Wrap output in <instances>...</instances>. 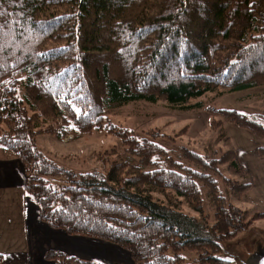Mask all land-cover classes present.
Instances as JSON below:
<instances>
[{"label": "trees", "instance_id": "trees-1", "mask_svg": "<svg viewBox=\"0 0 264 264\" xmlns=\"http://www.w3.org/2000/svg\"><path fill=\"white\" fill-rule=\"evenodd\" d=\"M252 0H0V150L19 160L23 190L39 220L66 235L113 244L133 264H231L221 243L251 217L234 199L247 191L226 140L217 158L183 151L189 166L109 123L111 108L164 102L170 111L203 109L191 101L264 86V22ZM264 140V117L206 109ZM104 131L119 141L103 170L74 171L35 147ZM264 158V148L254 151ZM109 154H104L107 157ZM135 159L136 164L130 160ZM232 178L218 171L219 166ZM200 189L212 209L203 214ZM53 264H99L58 251ZM1 258V255H0Z\"/></svg>", "mask_w": 264, "mask_h": 264}, {"label": "rangeland", "instance_id": "rangeland-1", "mask_svg": "<svg viewBox=\"0 0 264 264\" xmlns=\"http://www.w3.org/2000/svg\"><path fill=\"white\" fill-rule=\"evenodd\" d=\"M255 4L254 16L258 23L264 22V0H252ZM200 103L203 109L190 113L170 111L167 104L138 103L122 108H111L104 118L111 124L131 134L134 139L149 141L160 147L172 160L189 166L183 157V151L198 154L205 159L217 158L227 147L226 140L239 164L242 176L237 180L248 182L247 191L239 199H234L217 181L218 193L227 203L244 210L251 217L264 213V158L254 154L255 149L264 148V140H255L251 135L238 127L222 122L220 128H212V123L221 121L218 117L206 112V109L234 111L245 117L261 115L264 117V86L237 93H223L214 98L206 95L190 102ZM35 147L40 154L65 169L76 171H100L104 166L102 159L110 161L120 156L127 159L116 137L106 135L104 131L92 132L88 136H68L60 141L49 137H37ZM104 154H109L104 157ZM136 164L135 159L130 160ZM219 173L232 178L218 167ZM203 214L208 221L212 219V209L206 192L200 189ZM10 203V202H9ZM12 238V237H11ZM264 244V218L255 220L247 229L230 241L221 243V257L231 264H238L248 253ZM131 264H133L131 262Z\"/></svg>", "mask_w": 264, "mask_h": 264}, {"label": "crops", "instance_id": "crops-1", "mask_svg": "<svg viewBox=\"0 0 264 264\" xmlns=\"http://www.w3.org/2000/svg\"><path fill=\"white\" fill-rule=\"evenodd\" d=\"M24 181L19 160L0 150V264H53L43 257L48 250L99 264H131L113 244L48 228L24 192Z\"/></svg>", "mask_w": 264, "mask_h": 264}, {"label": "water", "instance_id": "water-1", "mask_svg": "<svg viewBox=\"0 0 264 264\" xmlns=\"http://www.w3.org/2000/svg\"><path fill=\"white\" fill-rule=\"evenodd\" d=\"M237 262L238 264H264V244L248 253L242 260H237Z\"/></svg>", "mask_w": 264, "mask_h": 264}]
</instances>
